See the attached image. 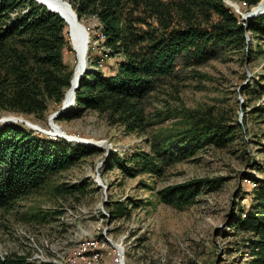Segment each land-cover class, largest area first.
<instances>
[{"label": "rangeland", "instance_id": "rangeland-1", "mask_svg": "<svg viewBox=\"0 0 264 264\" xmlns=\"http://www.w3.org/2000/svg\"><path fill=\"white\" fill-rule=\"evenodd\" d=\"M50 1L70 17L66 19L70 46L63 58L73 70V84L62 104L69 100L72 105L76 93L73 85L86 69L113 74L121 58L108 56L95 17L77 21L64 0ZM224 2L242 24L250 21L243 17L252 7L236 0ZM262 7L264 0L254 9ZM80 23L89 29V38ZM62 104L51 103L42 120L14 116L53 133L34 130L52 140L94 146L100 152L54 177L47 188L18 200L14 208L0 209V257L17 254L42 263L66 264L75 258L81 243L104 240L106 246L98 264L249 263L251 235L235 230L233 224L240 209L250 207L253 201L252 179L264 183L263 43L246 33L244 50L226 48L201 65L181 68L177 79L165 81L145 101L148 126L142 135L88 110L72 120L59 121L62 115L55 119L62 132L86 142L66 140L57 135L60 132L53 130L49 121ZM258 107L262 110L257 111ZM204 117L239 126L234 140L225 147L208 144L190 155H163L164 172L159 175L128 176L111 162L117 155L127 159L138 151L150 153L155 139L170 131H182ZM202 180L219 184L210 189L196 183ZM62 183L81 185L85 192L56 194L54 186ZM179 185L199 189L200 194L191 202H165L160 191ZM107 203H123L129 214L113 220Z\"/></svg>", "mask_w": 264, "mask_h": 264}, {"label": "trees", "instance_id": "trees-1", "mask_svg": "<svg viewBox=\"0 0 264 264\" xmlns=\"http://www.w3.org/2000/svg\"><path fill=\"white\" fill-rule=\"evenodd\" d=\"M67 1L81 22L88 16L99 21L108 56L119 55L121 61L113 74L88 70L76 90L75 106L59 121L93 110L142 135L148 126L145 101L165 81L177 79L181 68L201 65L226 48L244 50L246 33L264 44V15L242 24L224 0ZM236 1L251 8L263 0ZM39 2L52 9L43 0H0V115L42 120L50 104H62L72 86L73 70L63 58L70 46L68 25ZM238 128L222 120L196 119L182 131L155 139L152 152L138 151L127 159L117 155L111 162L128 176L159 175L163 155H190L208 144L225 147ZM99 152L94 146L52 140L23 124L0 123V209L14 208L18 200L47 188L54 177ZM252 180L253 201L240 209L233 227L251 235L248 264H264V183ZM196 183L212 189L219 181ZM81 188L62 183L53 191L84 193ZM198 194L199 189L187 185L160 191L167 203L191 202ZM107 208L113 220L129 214L123 203H107ZM0 264L32 263L26 255L11 254L0 257Z\"/></svg>", "mask_w": 264, "mask_h": 264}, {"label": "water", "instance_id": "water-1", "mask_svg": "<svg viewBox=\"0 0 264 264\" xmlns=\"http://www.w3.org/2000/svg\"><path fill=\"white\" fill-rule=\"evenodd\" d=\"M65 1H66V3H67L69 6H71V7H70L71 10H72L73 12H75L74 9H73V7H72V5H71L67 0H65ZM36 2H38V1H36ZM231 2H232V1H226V3H228V4L231 3ZM39 4H42V5H44V6H46V7L48 8V6H47L46 4H43L42 2H39ZM257 6H258V8H259V6H260V2L257 4ZM48 9H49L51 12H53V13H55V14H58L57 12L53 11L51 8H48ZM74 14H75L76 20H77V21H80L79 18H78L77 13L75 12ZM58 15H59V16L65 21V23H66L67 20L65 19V17H64L63 15H61V14H58ZM258 15H264V10H259V9L255 10V9H254V6H253L252 9H251V11L248 12V13L243 17V20H252L253 17H257ZM66 24H67V23H66ZM80 25L82 26L84 32L86 33L87 38H89V37H90V34H89V32H87V29H88L87 26H86L85 24H81V23H80ZM246 26H247V25H246ZM88 30H89V29H88ZM87 43H88V40H87ZM87 49H88V45L86 46V50H87ZM87 71H88V70H87ZM87 71H85V73H86ZM82 77H83V76H82ZM80 81H81V80H79V79L77 80V82H76V84H75V90H77V89L80 88ZM70 83H71V81H70ZM74 99H75V96H74ZM73 103H74V100H73ZM73 103H72V105H70V106H67V105H65V104L63 103V104H62V107H61L57 112L53 113V114L49 117L50 125H51V127H52L53 130H57L58 132H60V133L57 134L58 136H60V137H62V138H64V139H66V140H69V141H79V142H83V143H85L86 141H81V140H78V139H76V138H74V137H72V136H69V135L65 134L64 132L61 131V128H60L58 125H56V124L54 123L55 119H58L61 115H63L65 112H67L70 108L73 107ZM17 121H21L24 125H26L28 128H30V129H32V130H37V131H39V132L42 131L43 133H46V134H48V135H52V134H53V133H51V132L44 131L39 125L34 124V123H32V122H30V121L24 119V118H19V117H16V116H14V115H6V116H2V117H0V123H1V124H10V123L16 124ZM87 144L95 145V144H93V143H91V142H87Z\"/></svg>", "mask_w": 264, "mask_h": 264}, {"label": "bare ground", "instance_id": "bare-ground-1", "mask_svg": "<svg viewBox=\"0 0 264 264\" xmlns=\"http://www.w3.org/2000/svg\"><path fill=\"white\" fill-rule=\"evenodd\" d=\"M47 1L51 4V6L53 7L52 9L55 10V12L65 17V15L56 6H54L50 0H47ZM259 10H264V7L260 8ZM67 18L70 20V17L67 16ZM67 18L65 17V19ZM85 71H87V69ZM85 71L83 72V77H84ZM78 79L81 80L82 75ZM75 84L73 85V88H72L73 92L76 91ZM65 105L70 106L69 100L65 101ZM105 246H106V242L104 240H101V241L91 240V241H86L84 243H81L74 253L75 258L73 260H69L68 262L66 261L67 262L66 264H77L78 261H81V264H98L100 260L103 258L102 250L105 248ZM28 260L32 264H57L56 262L42 263L41 261H33V259L31 258H28Z\"/></svg>", "mask_w": 264, "mask_h": 264}]
</instances>
